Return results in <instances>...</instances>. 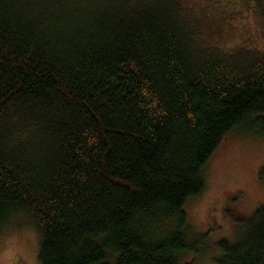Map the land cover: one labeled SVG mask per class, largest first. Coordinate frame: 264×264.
<instances>
[{
    "label": "trees",
    "instance_id": "trees-1",
    "mask_svg": "<svg viewBox=\"0 0 264 264\" xmlns=\"http://www.w3.org/2000/svg\"><path fill=\"white\" fill-rule=\"evenodd\" d=\"M204 1L0 0V236L34 226L39 264L199 253L208 161L236 128L264 136V28L234 24L264 25V0ZM218 247L264 264V205Z\"/></svg>",
    "mask_w": 264,
    "mask_h": 264
},
{
    "label": "rangeland",
    "instance_id": "rangeland-1",
    "mask_svg": "<svg viewBox=\"0 0 264 264\" xmlns=\"http://www.w3.org/2000/svg\"><path fill=\"white\" fill-rule=\"evenodd\" d=\"M185 1L206 13V1ZM234 24L255 43L264 28L255 12ZM204 176V192L190 199L185 209L190 225L205 243L199 247L200 254L185 255L186 264H218L223 253L219 242L235 241L246 222L264 205V136L248 131L247 127L236 128L214 152ZM33 227L13 228L0 236V264H39V234Z\"/></svg>",
    "mask_w": 264,
    "mask_h": 264
}]
</instances>
